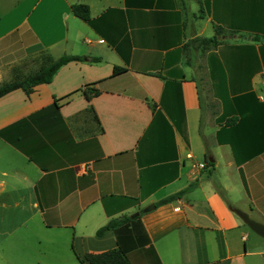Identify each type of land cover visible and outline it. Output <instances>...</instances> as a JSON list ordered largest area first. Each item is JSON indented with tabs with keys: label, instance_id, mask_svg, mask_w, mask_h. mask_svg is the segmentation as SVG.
I'll return each instance as SVG.
<instances>
[{
	"label": "crops",
	"instance_id": "crops-1",
	"mask_svg": "<svg viewBox=\"0 0 264 264\" xmlns=\"http://www.w3.org/2000/svg\"><path fill=\"white\" fill-rule=\"evenodd\" d=\"M42 53L84 58L0 97V264H264V0H0V84Z\"/></svg>",
	"mask_w": 264,
	"mask_h": 264
},
{
	"label": "trees",
	"instance_id": "trees-1",
	"mask_svg": "<svg viewBox=\"0 0 264 264\" xmlns=\"http://www.w3.org/2000/svg\"><path fill=\"white\" fill-rule=\"evenodd\" d=\"M71 11L75 16L94 26V20L90 16L88 5L84 3H73L71 5ZM217 30L218 29H216V31ZM197 40L206 42L213 41L211 38H195L194 40L190 41V44ZM41 57L43 58L42 64L38 67V69L28 74H22L18 70L19 67L13 68L12 79L0 84V97L15 89H22L27 95H29L34 90L35 86L51 82L53 76L62 65L68 63L69 61L81 60L84 58L83 56L79 55H62L57 59H53L45 53H42ZM91 60L97 61L98 57H91ZM121 71L123 70L120 67H116L114 69V73H119ZM96 93L97 92L95 90L85 91V96L89 100ZM234 122V118H227L225 120V125L230 126L234 124ZM206 161L209 164H212L207 159ZM195 185V182L189 184L186 188L159 200L156 202V205H161L181 197L185 192L195 187ZM138 216L139 214H134L132 216L111 218L106 224L97 229L96 235L100 236L108 230H114L128 221L138 218ZM76 258L80 264H131L124 249L120 245L99 253H86L83 256L76 254Z\"/></svg>",
	"mask_w": 264,
	"mask_h": 264
},
{
	"label": "water",
	"instance_id": "water-1",
	"mask_svg": "<svg viewBox=\"0 0 264 264\" xmlns=\"http://www.w3.org/2000/svg\"><path fill=\"white\" fill-rule=\"evenodd\" d=\"M152 207H154V205ZM234 212L254 233L264 238V223L252 219L246 212H243L240 209H234Z\"/></svg>",
	"mask_w": 264,
	"mask_h": 264
},
{
	"label": "rangeland",
	"instance_id": "rangeland-1",
	"mask_svg": "<svg viewBox=\"0 0 264 264\" xmlns=\"http://www.w3.org/2000/svg\"><path fill=\"white\" fill-rule=\"evenodd\" d=\"M209 31H212V29H211V27L209 26V25H207V30H206V33L207 32H209ZM242 35H246V34H242ZM8 79H10V78H8ZM205 131H207L208 130V127L207 126H205ZM203 158L201 157V160H202ZM67 251H68V249H67ZM70 251V250H69ZM74 258H75V256H74ZM76 259V261L78 262V260H77V258H75ZM78 264H80L79 262H78Z\"/></svg>",
	"mask_w": 264,
	"mask_h": 264
},
{
	"label": "built area",
	"instance_id": "built-area-1",
	"mask_svg": "<svg viewBox=\"0 0 264 264\" xmlns=\"http://www.w3.org/2000/svg\"><path fill=\"white\" fill-rule=\"evenodd\" d=\"M205 165H206V163H204V162H201V163H198V164H197V166H198L199 168H204Z\"/></svg>",
	"mask_w": 264,
	"mask_h": 264
}]
</instances>
